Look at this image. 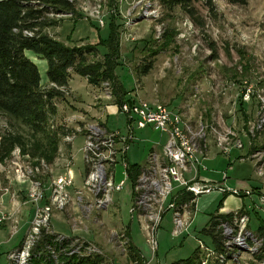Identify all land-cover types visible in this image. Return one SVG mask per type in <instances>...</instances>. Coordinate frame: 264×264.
Instances as JSON below:
<instances>
[{"label":"rangeland","instance_id":"374dc122","mask_svg":"<svg viewBox=\"0 0 264 264\" xmlns=\"http://www.w3.org/2000/svg\"><path fill=\"white\" fill-rule=\"evenodd\" d=\"M68 1L73 5V14L50 13L48 18L54 22L45 28L44 32L69 47L97 43L100 52L97 59H100L101 55L106 53L103 42L109 34V23H112L119 45L115 78L122 91H125L126 99L154 100L167 104L168 109L172 111L177 107L190 106L189 116L193 119L202 116L203 120H209L212 115H221L230 124L232 120L229 113L233 108V99H239L240 83L246 79L256 89L264 86V0H247L242 6L233 5L229 0H212L210 5H207L206 0H196L193 5L196 9L193 22L178 9L172 13L165 12L158 5L157 0ZM96 16L103 18L104 27L96 23ZM150 51L160 52L155 58L154 67L144 77L137 78L135 67L143 62ZM24 53L36 65L40 77L45 79L46 62L28 51ZM214 56L216 59H213ZM242 57L248 59L249 68L245 75L236 78L232 76V71L236 68L241 72L238 63L239 58ZM68 86L69 95L56 100L55 121L60 122L69 113H74L73 109L79 111L81 107L87 106V110L91 111L90 108L97 110L100 106L96 102V99H99L96 98L98 95L103 96L100 88L94 86L93 90L82 76L72 74L71 78H68ZM252 103L244 105V111L251 121L256 118L255 112H257L255 101ZM236 109H238V101ZM96 110L91 111V115L95 114ZM88 111L87 115L90 117ZM238 111L231 124L239 129L243 118ZM107 114L108 118L105 121L107 127L120 128L122 121L119 120L117 125L118 118L112 105L107 109ZM100 119L104 121L103 116ZM20 130L15 123H10L0 114V139L2 136L7 138L15 131L22 132ZM123 130L121 128V132ZM159 137L160 134L152 130L151 132L134 131V144L128 151L127 159L132 164L144 163L148 151L153 143L159 141ZM263 142L264 130L257 136L254 146L257 148ZM82 144L83 140L79 137L72 146L75 158L73 170L76 176L84 173L82 154L79 151ZM252 147L244 141L242 150H234L232 161L237 156L247 158ZM11 153L5 150L0 153V194L2 187L5 186L10 188V192L16 190L8 181L12 177L9 171ZM212 153L213 149L205 162V169L200 173L204 182L222 183L225 172L226 186L240 191L251 189L253 193L250 197H241L238 194L211 191L197 196L193 221L187 232H183V235L176 239L171 234L173 223L171 213L168 211L157 233L158 249L154 258H151V251L145 241L142 223L139 222L136 214L133 216L130 214L133 193L129 179L121 192L113 193L112 204L107 211L100 212L102 225H94L86 221L80 226L74 217V211L67 210L63 214L58 213L60 215L58 217H55L58 215L55 214L51 220L52 231L65 237H73L77 234L83 240H90L102 250L104 264H129V262L134 264L127 257L123 258L121 256L123 252L118 248L117 242H112L111 232L124 228L129 232L133 247L138 250L141 258L149 264H170L171 261L188 258L199 242L211 249V240L198 233V230L207 223L210 214H223L244 206L249 211L246 228L255 230L258 224L257 216L264 223V203L259 201L264 191V177L259 179L255 176L254 165L250 159L235 160L229 165L225 157L215 158ZM58 173L59 169L56 167L52 176ZM19 200L21 201L20 194ZM221 200V208H218ZM26 206L28 205L23 207ZM19 209L24 210L22 207ZM23 224V221H18L17 232L14 235L10 233V222L0 225V264L8 263L9 252L23 239L25 234ZM200 253L204 255L206 251L202 250ZM260 263L262 262L256 260L254 254L243 253L239 257V264Z\"/></svg>","mask_w":264,"mask_h":264},{"label":"built area","instance_id":"2783aa9c","mask_svg":"<svg viewBox=\"0 0 264 264\" xmlns=\"http://www.w3.org/2000/svg\"><path fill=\"white\" fill-rule=\"evenodd\" d=\"M96 19V23L103 27V18L96 16ZM239 86V99H233V108L229 113L231 123L237 113V101L244 105L253 104L255 101L257 106L256 118L251 121L248 116L247 122L243 121L239 129L234 127V124H228L221 115H212L209 120H203L202 116L193 119L189 116L190 106L172 111L168 109L167 104L140 98H123L120 104H116L112 86L108 81L103 82L100 87L102 99L108 103L98 107L100 116L89 121L85 112L76 111L69 113L60 122L53 120L54 127L58 124L65 132L53 164H47L43 158L32 159L29 154H23L15 147L9 163L12 177L8 181L16 190L10 192V188L6 186L1 189L0 199L7 194L11 209L7 211L2 206V199L0 200V225L10 222V233L14 235L17 232L19 208L24 205H32L33 208L24 237L16 248L9 252L7 264H31L36 245L45 233L53 235V242L58 245L57 250L47 246L52 259L62 253L68 256L77 254L78 257L103 255L102 250L94 243L83 240L77 234L73 237L56 234L52 231L51 220L55 214L71 210L74 211L73 215L80 226L86 221L94 225L103 224L100 212L107 211L112 204L113 193L121 192L126 181L130 180L128 172L129 164L132 163L127 158L128 151L134 144V131L137 130L150 129L165 137L161 152L156 151L154 146H157V143H154L145 162L139 165L135 182L131 183L133 206L130 214H136L142 223L151 258L156 257L157 233L168 211L173 223L171 234L176 239L182 236L183 232H187L193 221L197 196L218 191L250 197L253 193L251 189L240 191L226 186L225 172L222 183H206L200 175L213 149L214 156L225 157L229 165L235 160L250 159L254 165L255 176L259 179L264 177V142L257 148L254 146L257 136L264 130V86L256 89L246 79ZM60 90L65 96L69 95V89ZM111 105L115 108L118 123L119 120L122 121L120 128L117 123V129L108 128L105 123L108 118L107 109ZM101 116L104 121L100 119ZM121 128L124 129L123 132ZM79 137L83 140L79 151L82 154L84 173L76 176L73 170L75 158L72 146ZM243 140L253 146L251 152L247 158L237 156L232 161L234 150L240 151L244 148ZM56 167L59 173L52 176ZM118 175L120 176L117 180ZM182 191L192 194L193 199L177 204L176 198ZM259 201L264 203V191ZM238 209L234 211L232 223L225 222L221 226L224 243L228 249L236 252L230 257V264H239V257L243 253L257 254L262 246V239L256 237L255 231L246 228L248 215ZM111 237L112 242H117L118 248L126 255L130 240L126 229L112 231ZM64 242L68 243L63 245ZM198 247L200 251H206L203 255L205 260L211 256L212 248L209 249L201 242ZM262 263L264 264V261ZM143 264L149 263L144 259Z\"/></svg>","mask_w":264,"mask_h":264},{"label":"trees","instance_id":"16d2710c","mask_svg":"<svg viewBox=\"0 0 264 264\" xmlns=\"http://www.w3.org/2000/svg\"><path fill=\"white\" fill-rule=\"evenodd\" d=\"M196 0H157L158 5L167 13L178 9L186 18L195 21ZM207 5L212 0H206ZM247 0H229L233 5L242 6ZM73 5L68 0H0V114L10 123H15L22 132L17 131L0 139V153L14 149L15 146L23 154H29L32 159H44L47 164L56 158L58 147L61 145L62 135L65 133L59 125L53 124L57 113L56 100H60L64 94L60 89H69L68 78L71 75L82 76L88 85L101 87L103 82H110L112 86L114 102L120 104L125 98V91L115 78V69L118 66V36L112 23H109V34L103 44L106 53L100 56L98 44H81L79 46L63 45L44 32L54 21L48 15L53 13L73 14ZM104 27V26H103ZM101 43V42H100ZM30 52L37 58L46 62V81L44 85L40 81V73L36 65L24 53ZM214 52V50H212ZM159 51H150L141 64L135 67L137 78L144 77L154 67V61ZM213 59H216L214 56ZM238 65L232 71L236 78H240L248 71V59L239 58ZM67 98V97H66ZM238 114L242 115L246 123L248 114L244 111V104L239 101ZM20 130V131H21ZM140 165V164H139ZM138 164H129V177L131 183L135 182ZM226 193V192H225ZM245 197L243 195H239ZM193 195L184 191L176 198L177 204L187 203ZM221 201L218 208H221ZM241 213L249 215L244 206L238 209ZM238 211V212H239ZM256 214V213H255ZM234 211L223 214H210L209 219L198 233L212 242V254L204 259L200 249H194L187 258L171 261L170 264H228L232 263L235 251L228 249L222 236V225L232 223ZM257 215V214H256ZM258 222L256 237L261 238L263 244L258 254H254L256 260L264 261V223L257 216ZM127 232V230H126ZM128 235V232H127ZM54 236L44 234L36 245V250L31 258V264H104V257L100 255H87L78 257L77 254L68 256L63 253L52 259L47 246L57 250L58 245L53 242ZM68 243V242H67ZM62 243L63 245L67 244ZM132 243L127 247V259L143 264L144 259L138 255Z\"/></svg>","mask_w":264,"mask_h":264},{"label":"crops","instance_id":"0c3cea01","mask_svg":"<svg viewBox=\"0 0 264 264\" xmlns=\"http://www.w3.org/2000/svg\"><path fill=\"white\" fill-rule=\"evenodd\" d=\"M40 81L42 82V84H46L47 83V81H46V78L45 79H40ZM93 88V90H94V87H92ZM97 89V88H96ZM102 97V96H101ZM99 95L96 97V98H99V99H96V102L100 105V106H102L103 104L105 105V104H108L107 102H105L102 98H101ZM99 100V101H98ZM141 100H143V99H141ZM101 101V102H100ZM97 104V105H98ZM85 106V105H84ZM100 106H99V108H100ZM99 108H97V110H96V113L95 114H92L91 115V111H93V112H95V110H92L91 108H90V110L91 111H88L87 110V106H85V107H81L80 109H79V111L81 112V111H83V112H85V117L86 118H89V120H91V119H95L98 115L100 116V113H99ZM180 109V108H182V107H177L176 109ZM73 111L74 112H76L77 110H75V109H73ZM87 111H88V113H89V115H90V117H88V115H87ZM116 123H118V121L116 122ZM111 128V127H110ZM144 130H147V131H149V132H151L150 131V129H144ZM141 131H143V130H141ZM162 138H163V140H162ZM162 141V142H161ZM165 142V137L164 136H161L160 135V137H159V141H157L156 143H157V146L155 145L154 146V148L156 149V151L157 152H161V148H162V145H163V143ZM155 143V144H156ZM162 143V144H161ZM154 144V143H153ZM131 146H133V144L131 145ZM152 148V147H151ZM160 150V151H159ZM213 154V156L215 155V152H213L212 153ZM215 158H216V156H214ZM130 162V161H129ZM131 163V162H130ZM133 164H136V163H134L133 162ZM139 165V164H138ZM1 196V195H0ZM2 201H3V205L2 206H4V208H6L7 209V211H9V208L11 207V206H9V204H10V202H9V198H8V196H7V194H4L3 196H2ZM0 199V200H1ZM254 203H255V201H253ZM25 206V205H24ZM24 208V210L23 211H20V209H19V212H18V219L19 220H21V221H23V226H24V228H25V231L27 230V227H28V224H29V221H30V217H31V215H32V205H28V206H26V208L25 207H23L22 206V209ZM27 209H29V211L27 210ZM27 212H28V214H27ZM58 216H60L59 214L58 215H56L55 217H58ZM190 227V226H189ZM189 229V228H188ZM187 229V230H188ZM55 232V231H54ZM128 232V231H127ZM56 233V232H55ZM57 234V233H56ZM128 236H129V232H128ZM129 238H130V242H131V237L129 236ZM132 243V242H131ZM133 245V244H132ZM123 258H125V257H127L126 255H124V254H122L121 255ZM124 264H126V263H124ZM129 264H130V262H129Z\"/></svg>","mask_w":264,"mask_h":264},{"label":"bare ground","instance_id":"6f19581e","mask_svg":"<svg viewBox=\"0 0 264 264\" xmlns=\"http://www.w3.org/2000/svg\"><path fill=\"white\" fill-rule=\"evenodd\" d=\"M43 236V235H42Z\"/></svg>","mask_w":264,"mask_h":264}]
</instances>
